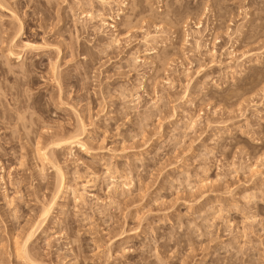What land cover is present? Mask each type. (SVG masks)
<instances>
[{
	"label": "rangeland",
	"instance_id": "obj_1",
	"mask_svg": "<svg viewBox=\"0 0 264 264\" xmlns=\"http://www.w3.org/2000/svg\"><path fill=\"white\" fill-rule=\"evenodd\" d=\"M136 1L0 0V264H264V0Z\"/></svg>",
	"mask_w": 264,
	"mask_h": 264
},
{
	"label": "bare ground",
	"instance_id": "obj_2",
	"mask_svg": "<svg viewBox=\"0 0 264 264\" xmlns=\"http://www.w3.org/2000/svg\"><path fill=\"white\" fill-rule=\"evenodd\" d=\"M140 0H137L136 2H138V4L137 3H135V4H137L136 6H138L139 5V7H140V4H141V6H142V2L140 1ZM99 2H100V0H99ZM107 2V1H106ZM106 2L104 3L103 1H102V5H104V4H106ZM108 4V3H107ZM109 6V5H108ZM143 7V6H142ZM99 10V9H98ZM101 10V9H100ZM140 10V9H139ZM143 11V10H142ZM141 10L140 11H137V9L135 10V9H132L131 10V12L129 13V15L128 16H124V17H121L122 18V20H121V22H119L120 23V26H122V27H124L125 29H129V28H131V27H134V26H138V25H136V23H137V20H136V17H137V19L139 20V18H138V16L140 15L141 16V12H142ZM166 14L164 15L165 16V18H164V20L166 19V21H170L171 20V14H169V12H165ZM100 13H98V15H99ZM154 14H156L157 15V13H154ZM115 15V14H114ZM116 15H118L117 13H116ZM151 15V17L152 16H154V15H152V13L150 14ZM150 15H148V17L150 16ZM158 17H159V15H157ZM162 16V15H161ZM160 16V17H161ZM115 17V16H114ZM120 17H116L117 19H121ZM167 17H169V18H167ZM155 18V17H154ZM159 19V18H158ZM161 19H162V17H161ZM168 19V20H167ZM135 20H136V22H135ZM100 23L103 25H105V24H107L106 23V21L104 20V18L102 17L101 19H100ZM153 21V20H152ZM159 21H160V19H159ZM163 21V20H162ZM171 22V21H170ZM169 23V22H168ZM197 24H198V22H197ZM101 25V26H102ZM118 25V24H117ZM200 25V24H199ZM199 25H197L196 27H198ZM110 26L111 27H115V24L113 23H111L110 24ZM108 27V26H107ZM135 28V27H134ZM127 29V30H128ZM199 31V30H198ZM18 32H20V31H18ZM196 33H198V32H196ZM17 34V33H16ZM18 35V34H17ZM196 38V37H195ZM185 39V38H184ZM200 39V38H199ZM163 40V39H162ZM33 44H31V43H29L28 41L26 42V43H24L22 46L23 47H26L27 49H39L40 47L37 45V46H32ZM39 47V48H38ZM80 47H82V46H80ZM195 47L196 48H198V49H200V47H201V45H200V40L198 41L197 40V38H196V40H195ZM26 49V50H27ZM41 49V48H40ZM83 50V49H82ZM73 51V49H71L70 50V52H72ZM75 51V50H74ZM73 51V52H74ZM7 52H9V55H7V57L8 56H10L11 58H13V59H20L21 60V58L23 59V57H22V55H20V52L19 51H17V52H14V50H13V48H11L10 49V47H9V49L7 50ZM87 52V51H86ZM72 54V53H71ZM84 56L85 55H83L81 58H84ZM6 57V58H7ZM164 56L162 55L160 58H162L161 60H160V58L157 60V63L159 62L162 66L164 65V63H166V55H165V57L163 58ZM9 58V57H8ZM156 58H158L157 56H156ZM10 59V58H9ZM164 62H163V61ZM15 61V60H14ZM19 61V60H18ZM158 63V65H160ZM23 64V63H22ZM25 65V64H24ZM160 65V66H161ZM21 66H23V65H21ZM161 66V67H162ZM165 66V65H164ZM155 67H157V65L155 66ZM27 68H29L28 66L25 68V69H23V70H26ZM161 69V68H160ZM28 70V69H27ZM28 71H30V70H28ZM28 73V72H27ZM229 92H238V89L237 90H234V91H231V90H229ZM82 121V120H81ZM81 121H79V122H81ZM82 124V122L81 123H79V125H81ZM83 126H84V123L82 124ZM81 127V126H80ZM79 127V128H80ZM77 129V128H76ZM80 129H82V128H80ZM85 129V128H84ZM78 130V129H77ZM83 130V129H82ZM79 132H81L82 134H83V131H80V130H78ZM74 132V133H73ZM76 130H74V131H72V134L71 133H69V135H68V137L66 138V137H62V140H64V141H60V139H58L59 138V136H58V138H57V140H55L56 139V135L54 136V140H52V143H54L55 145H56V147H60V146H64V144L65 143H67L68 145H75V144H79L81 147L83 146V142H81V140L82 139H80V133L79 132H77ZM81 134V135H82ZM49 138V137H48ZM52 138H53V136H52ZM66 138V139H65ZM50 140H51V137L49 138ZM54 141V142H53ZM56 141H60L59 143H55ZM65 142V143H64ZM62 143H64V144H62ZM84 147V146H83ZM84 149H85V147H84ZM42 155L44 156V158H48V156H47V153L45 152V151H43V153H42ZM48 160V159H47ZM55 162V161H54ZM51 163H52V165H53V167L55 168V170H56V172L57 173H59L60 175H62L61 173V171H59L60 169L58 168V166L57 165H55V164H57L56 162L55 163H53V161H51ZM1 178H2V176H1ZM54 199H51V200H49L48 201V203H46V205L43 207V210H42V213H40V215H42L41 217H42V220L41 221H43L45 218H46V216L48 215V212H49V210L51 209V207H52V205H53V203H54ZM39 215V216H40ZM40 222V221H39ZM35 226V225H34ZM39 226V225H38ZM37 226V227H38ZM37 227H35V228H37ZM30 230V232L28 231V232H26V236H25V239H24V241L21 243V245H22V247H20V248H22V253H23V255H24V257L23 258H27L28 257V259H29V262L31 261V259L29 258V254H28V249H27V241L29 240V238L30 237H32V233H34L31 229H29ZM120 234L121 233H123V231H121V232H119ZM21 250V249H20ZM22 257V256H21ZM35 262V261H34ZM33 262V263H34ZM36 263V262H35ZM34 263V264H35Z\"/></svg>",
	"mask_w": 264,
	"mask_h": 264
}]
</instances>
